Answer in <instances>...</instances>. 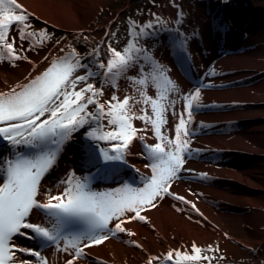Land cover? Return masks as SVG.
Wrapping results in <instances>:
<instances>
[{"label": "bare ground", "instance_id": "obj_1", "mask_svg": "<svg viewBox=\"0 0 264 264\" xmlns=\"http://www.w3.org/2000/svg\"><path fill=\"white\" fill-rule=\"evenodd\" d=\"M108 1L16 0L21 7L15 14L26 13L30 18L26 32L38 25L60 29L62 35L55 43L50 42L51 38L42 46L40 38L33 36L23 42V48L28 49L35 42V50L19 51V33L9 29L8 42H12L13 36L17 38L13 56L23 58L0 60V93H9L12 89L19 91L45 72L54 60L71 59L69 53L73 49L84 57L81 63L88 64L94 72L103 73L104 69L97 65L113 58L110 49L123 54L130 39L113 40L110 36V24L123 13L119 9L114 17L107 15ZM145 3L147 6L142 12L138 7L134 9L138 20L130 21L135 22L137 31L148 24L156 27L145 29L149 34L141 38L139 46L150 50L153 60L164 66L167 77L175 82L179 93L171 92L162 78L149 80L145 85L128 79L148 75V64L142 55L116 79L115 87L110 82L105 83V77L97 76L78 83L75 91L85 83L102 87L103 95L97 97L102 104L109 101L113 93L119 100L125 96L134 97L129 101L132 108L129 115H147L155 120L151 104L144 103L140 95L144 92L158 105H165L167 123L160 126V131L168 140L175 141L181 115L188 120L185 97L190 99L196 88L201 87L199 106L191 117L192 135L186 138L191 140L189 148L194 152L169 186L170 192L184 197L187 203L165 196L157 198L155 207L145 205L140 210L145 221L131 219L135 212H125L110 219L108 229L91 238L75 240L63 236L58 243L49 246L50 242L18 235L14 245L9 247L13 252L17 249L38 251L47 264H66L73 259L71 247L68 252L57 250L63 249L66 243H76L83 250L84 255L75 258L73 264H148L154 257L157 259H152V264H264V0H147ZM178 12L182 13L181 17ZM177 19L181 22L177 23ZM119 26L123 29L124 24ZM94 50L98 55H87ZM0 56H7L6 48H0ZM141 62L146 68L143 74L139 69ZM84 74L83 69H78L74 76ZM68 91L73 90L69 88ZM94 108L95 105L88 106L89 111ZM108 108L105 104V111ZM49 117L50 113H46L41 120ZM110 118L100 121L103 127L85 125L65 142L54 167L41 178L37 196L40 202L47 203L49 196H61L66 204L68 197L63 193L68 188L76 191L77 184L87 193H119L121 196L130 195L129 190L145 187L153 175L152 165L159 161L147 154L144 145L160 143L169 151L168 144L156 138L151 123L133 116L129 122L137 129L136 136H143L144 140L133 138L120 163H105L103 153L116 155L113 147L123 140L87 138L93 149L89 153H85L82 145L86 134L94 128L96 135L115 131V125L107 124ZM25 150L23 146L14 149L8 141L0 139V158L11 159L14 152ZM97 171L102 172L99 180L88 188L91 176ZM4 181L0 179V186ZM30 222L49 230L55 227L58 234L61 232V223L56 225L54 217L42 213L31 214ZM116 223H121L125 232L110 234L102 243H92L93 238L103 236ZM22 231L31 235L29 229ZM128 232L134 235L129 236ZM85 242L91 247H84ZM193 245L201 249L200 253L193 251ZM209 245L212 251H206ZM169 252L173 253L171 259H168ZM186 255L197 256V259H185ZM212 255L216 258H211V262L203 259ZM24 261L39 264L38 257L16 252L14 264H24Z\"/></svg>", "mask_w": 264, "mask_h": 264}, {"label": "snow or ice", "instance_id": "obj_2", "mask_svg": "<svg viewBox=\"0 0 264 264\" xmlns=\"http://www.w3.org/2000/svg\"><path fill=\"white\" fill-rule=\"evenodd\" d=\"M20 7L16 0H0V48L7 49V56H0V60L23 58L20 55L13 56V52L16 51L14 44H16L17 38L13 36L12 42H8L9 29L19 33V51L35 50L37 47V44L33 42L28 49L23 48V42L30 40L36 33L25 31L30 23V18L26 13L15 14V11H18ZM181 16L182 13L178 12V17ZM176 22L180 23L181 21L177 19ZM155 27V25L148 24L139 27V31H137V26L132 21L128 32L130 39L127 47L123 49V54L115 49H110L113 58L109 59L106 64L101 62L97 65L98 68L104 69L103 73L94 72L88 64L81 63L84 57L73 49L69 53L71 59L60 57L58 60H54L45 72L23 85L19 91L12 89L9 93H0V124L3 125L0 126V139L8 141L14 149L16 146H23L26 149L14 152V158H0V179L5 180V183L0 186V264H6V262L14 264V257L19 251L38 257L39 264H47L46 259L38 251L17 249L16 252H13L9 247L10 244L14 245V237L17 235L28 236L30 239L45 243L56 244L59 242L60 237L55 227L49 230L30 222V216L34 212L54 217L56 225H59L61 218L65 217L79 219L90 227L108 229V221L122 216L125 212H135V216L131 219L145 221L146 217L140 215V210L145 205L155 207L157 198L173 196V198L187 203L184 197L176 196L170 192L169 186L171 181L177 178L185 160L194 152L189 148L191 140L186 138L192 135L191 117L195 108L199 106L197 102L202 88L197 87L195 94L191 95L190 99L185 97L188 120H185L181 115L175 129V141L168 140L160 131V126L167 123L164 118L165 105H158L155 99L148 97L144 92H141L140 95L144 103L151 104L155 120L149 119L147 115L135 116L134 113L132 116L129 115L132 112L129 101L130 99L134 100V97L125 96L123 100H119L113 93L111 101H105L102 104L97 100V97L103 95L102 87L95 88L92 83H85V86L81 87L79 91H75L78 83L87 82L97 76L105 77V83L110 82L115 87L116 79L137 63L142 55L143 60L148 64V75L143 78L128 77V79L137 85H145L149 80L162 78L171 92L179 93L178 86L167 77L164 66L153 60L149 54L150 50L139 46L141 38L149 34L145 29H154ZM113 35L115 34L113 33ZM39 37L40 46L51 38L44 31L39 33ZM131 38H135V41ZM63 51L64 49H61V52ZM87 55H98V52L94 50L93 53ZM78 69H83L85 74L74 76ZM139 69L142 74L145 73L146 68L143 62L139 63ZM69 88L73 91H68ZM85 93H91V95L85 96ZM112 101H117V103L113 105ZM135 103H140V101H135ZM105 104L109 105L107 111H105ZM89 105H95V108L89 111ZM46 113H50V117L41 120V117H44ZM133 116L151 123L155 129L156 138L166 141L170 148L169 151H165L160 143L154 146L144 145L147 154L159 161L152 165L153 175L144 188L129 190L130 195L121 196L119 193L111 195L87 193L77 184L76 191L68 188L63 193L68 197L66 204L61 201V196H49L47 203H42L37 199L41 178L54 167L58 153L62 151L65 142L73 137V133L85 125L97 124L103 127L100 121L105 117H111L107 120V124L115 125L116 130L96 135L97 129H92L86 134L82 148L85 153L93 151L91 145L87 143V138L123 140L122 144L113 147L116 155L103 153L105 160H120L124 158V153L133 138L144 140L143 136H136L137 129L133 128L129 122ZM86 117L88 118L86 119ZM157 121H159V126ZM129 129H131V134H128ZM173 147L174 150H172ZM71 179L70 174L68 180ZM66 182L62 181V183ZM53 200L61 202L53 203ZM22 229L31 230V235L23 232ZM118 232H125L121 223H116L115 227L109 229L103 236L93 238L92 243H102L109 238L110 234L115 236ZM127 234L134 235L132 232ZM69 247L74 250L73 259L67 260L66 264H73V260L84 253L76 243H71V245L66 243L63 249L57 250L68 252ZM84 247H91V244L85 242ZM212 250V246L209 245L206 251ZM193 251L198 254L201 249L193 245ZM172 255L173 253L169 252L168 259H171ZM184 258L195 260L197 256L186 255ZM152 259L148 261V264H152ZM203 259L207 261L210 260V257L204 256ZM24 264H28V262L24 261Z\"/></svg>", "mask_w": 264, "mask_h": 264}, {"label": "rangeland", "instance_id": "obj_3", "mask_svg": "<svg viewBox=\"0 0 264 264\" xmlns=\"http://www.w3.org/2000/svg\"><path fill=\"white\" fill-rule=\"evenodd\" d=\"M145 2H147V0H129L128 3H126V0H109L108 1L109 7L106 10L107 15L114 17V13H116L117 10H119V9H121V13H123V15L121 14V17L119 19H117L116 21H113V23L110 24L112 27L110 36L113 38V40L116 38L119 40L120 39L123 40V37L130 38L128 35L129 26H130L129 24H130V22H132L130 20H138V17L135 16V14H134V9L138 7V9H140V12H142L144 6L146 5ZM127 4H129L130 6H128ZM127 6H128V8H127ZM131 7L133 9H131ZM147 12H148V10H147ZM145 14H146V12H145ZM123 19H124V21H123ZM120 23L124 24L123 29H121V27L119 26ZM136 24L138 25V22H136ZM41 31L46 32L52 38V41H50L51 43H55L56 41H58L60 38V35H62V31L60 29H54V28L50 29L49 27H47V28L43 27L42 28L38 25H34L33 27L30 28V32L36 33L35 36H37L38 38H40L39 33ZM49 33H51L53 36H51ZM113 33L115 35H113ZM117 45H120V43L118 44V42H117ZM109 101H111L110 97H109ZM208 257H210V260H209L210 262L212 261L211 258H213L214 260L216 258L214 255L208 256Z\"/></svg>", "mask_w": 264, "mask_h": 264}]
</instances>
